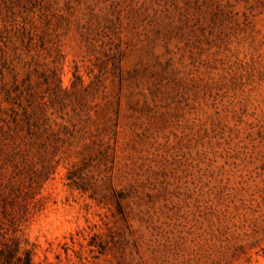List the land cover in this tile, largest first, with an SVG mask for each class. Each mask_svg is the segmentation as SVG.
<instances>
[{"label":"rangeland","instance_id":"obj_1","mask_svg":"<svg viewBox=\"0 0 264 264\" xmlns=\"http://www.w3.org/2000/svg\"><path fill=\"white\" fill-rule=\"evenodd\" d=\"M26 253L264 264V0H0V264Z\"/></svg>","mask_w":264,"mask_h":264},{"label":"trees","instance_id":"obj_2","mask_svg":"<svg viewBox=\"0 0 264 264\" xmlns=\"http://www.w3.org/2000/svg\"><path fill=\"white\" fill-rule=\"evenodd\" d=\"M18 263H20V258H18ZM22 264H31V255H30V253H26V261H25V263H22Z\"/></svg>","mask_w":264,"mask_h":264}]
</instances>
